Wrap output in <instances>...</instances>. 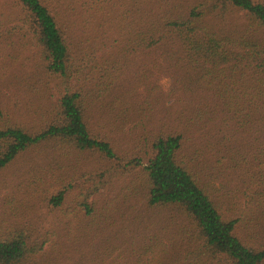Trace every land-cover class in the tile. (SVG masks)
Instances as JSON below:
<instances>
[{
	"label": "trees",
	"instance_id": "16d2710c",
	"mask_svg": "<svg viewBox=\"0 0 264 264\" xmlns=\"http://www.w3.org/2000/svg\"><path fill=\"white\" fill-rule=\"evenodd\" d=\"M108 1L15 0V19L26 25L40 57L37 70L21 75L22 90L34 92L43 72V80L62 77L71 86L59 97L51 121L36 126L0 123V174L29 148L52 142L56 149L96 151L115 158L114 139L106 129L136 120L130 112L139 87L157 101L168 94L175 98V106L162 121L142 113L148 99L145 107L137 108L135 117L149 118L152 126L151 149L133 161L143 169L139 183L148 219L162 216L170 228L180 226V240L175 230L165 233L161 224L156 235L163 231L172 243L145 244L141 255H164L179 245L199 258L195 264H208V259L264 264V245L257 244L256 230L264 231V0H120L124 9L116 37L119 51L100 61L98 45L78 41L68 24L89 9L114 24ZM142 54L148 61L161 59L167 64L171 75L167 93L145 81L151 72L137 67L136 56ZM97 68L105 73L97 74ZM95 109L102 121L99 134L94 129ZM3 116L0 105V119ZM205 171H227L223 186L216 187L213 174ZM221 173L216 174L220 179ZM61 183L57 192L41 193L45 213L36 208L32 193L16 202L15 196L7 195L6 214H0V264H48L40 261L41 254L52 250L61 233L90 246L87 256L98 254L92 237L97 231L112 232L109 223L97 230L105 213L88 201L95 190L78 194L77 205L69 206L73 183ZM252 190L243 236L237 232L242 217L234 214L235 200ZM113 238L104 240L110 244ZM104 251L106 261L114 247L99 254Z\"/></svg>",
	"mask_w": 264,
	"mask_h": 264
},
{
	"label": "rangeland",
	"instance_id": "374dc122",
	"mask_svg": "<svg viewBox=\"0 0 264 264\" xmlns=\"http://www.w3.org/2000/svg\"><path fill=\"white\" fill-rule=\"evenodd\" d=\"M102 1L106 2L107 0ZM107 4L110 18L114 24L101 19V12L97 13L95 9H89V13L72 17L68 24L69 30L78 41L83 43L90 41L98 45L100 61L103 58L117 55L120 43V40H116L119 35L117 30L123 21V18L120 17L124 9L122 2L109 0ZM17 13L18 6L15 0H0V105L4 113L0 123L33 126L39 123L43 125L47 119L48 121L53 119L58 111L59 97L70 88L71 83L66 78L56 76H47L43 80V72L39 79L41 83L36 86L34 92L26 94L22 90L21 86L24 82L22 74L37 70L40 57L36 54V47L31 42L26 25L21 20L15 19ZM91 15H93L92 18ZM90 23L92 24L90 25ZM136 60L137 67L142 65L145 72H151V76L145 81L150 85L158 84L167 93L171 83V75L166 71L167 64L161 59L157 62L148 61L146 55L143 54L136 56ZM137 67L135 68L137 69ZM96 70L97 74L105 73L104 68ZM122 79L124 82L126 81L123 77L119 80ZM35 83L34 81L33 85ZM74 83L76 82L72 80V84ZM147 95L148 91L144 86L139 87L134 98V109L130 112V116L136 118L135 121L132 120L131 124H124L123 127L113 128L112 131L108 127L105 128L106 132L111 133L112 139H114L117 155L115 158L109 159L96 151L56 149L52 142L45 147L41 145L29 148L0 174V214L3 215L6 214L3 211H6L8 206L7 195L15 196L16 202L17 199L25 201L27 195L32 193L36 208L40 213H45L47 211L40 207L41 193L47 195V193L57 192L59 188H62L63 183L61 182L66 185L73 183L74 188L70 190L67 199L69 206L77 205L78 194L95 190V195H92L88 201L94 206L102 208L105 213V217L97 223V230L100 227L103 228L104 225L101 224L109 223V228L113 233L107 235L97 231L99 232L97 237H92L94 238L92 246L96 248L98 254L93 257L87 256L90 246L84 247L83 243L76 242L75 237L61 233V238L55 239L57 244L52 250L49 252L50 248H48L45 252H49L48 254H41L40 261L43 260L44 263L48 261V264H59L55 262L60 260H62L61 264H195L200 261L195 254L179 245L169 247L164 255L158 252L152 254L153 257L149 253L141 255L145 244H154L160 240L161 244L165 245L171 244L173 241L168 239L165 234L173 227L170 228L162 216H156L153 219L147 217V213L150 217V211L146 207L144 189L139 183L141 180L140 171L143 169L133 160L146 157L151 149L152 126L149 123V118L145 119L143 115L135 117L137 108L145 107V101L148 99V109L145 107V112L142 113L148 112L151 119L159 117L162 121L165 119L168 108H171V111L174 109L175 98L164 94L163 101L162 99L157 101L155 97ZM95 110L97 112L96 120L94 117V126L96 127L94 129L95 133L99 134L102 121L99 120V110ZM150 113L152 114L150 115ZM112 123L118 125L117 121ZM205 172L213 174L211 182L216 187L223 186V174L225 172L227 174V171L222 173L218 171ZM217 173H221V179L217 177ZM59 178L62 179L59 181ZM97 186H99L98 191H96ZM253 192V190L247 191L237 201L235 200L234 214L242 217L237 232L240 231V235L243 236H247L245 225L247 214L250 213L252 207L250 201ZM161 224L165 225L163 228L165 233L162 231L157 236L156 234L162 230ZM253 225H255L254 222ZM173 230L180 240L179 230L181 227L179 226L178 229L175 226ZM256 230L259 232L257 244L264 245L263 227H257ZM103 231L105 230L103 229ZM145 231H149V234H145ZM110 237L116 238H113L112 243L109 244L104 239L110 240ZM121 241H123L122 244L118 245ZM111 246L114 247V251L105 261L103 260L105 251L103 254L99 253L103 249L107 251ZM159 246L157 245V247ZM194 248L195 246L192 247L191 252ZM142 256L147 260L142 261ZM206 261L208 264H222V262L219 263L218 260L213 259Z\"/></svg>",
	"mask_w": 264,
	"mask_h": 264
}]
</instances>
